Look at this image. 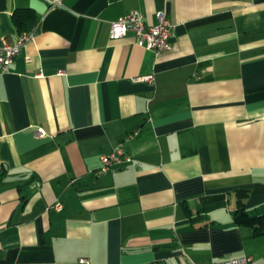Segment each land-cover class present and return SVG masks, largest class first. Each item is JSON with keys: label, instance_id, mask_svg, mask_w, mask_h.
I'll list each match as a JSON object with an SVG mask.
<instances>
[{"label": "crops", "instance_id": "0c3cea01", "mask_svg": "<svg viewBox=\"0 0 264 264\" xmlns=\"http://www.w3.org/2000/svg\"><path fill=\"white\" fill-rule=\"evenodd\" d=\"M26 7L0 71V264H264L231 215L237 189L264 205V0H0V41ZM132 10L165 13L169 50L110 38ZM118 145L133 160L98 172Z\"/></svg>", "mask_w": 264, "mask_h": 264}, {"label": "built area", "instance_id": "2783aa9c", "mask_svg": "<svg viewBox=\"0 0 264 264\" xmlns=\"http://www.w3.org/2000/svg\"><path fill=\"white\" fill-rule=\"evenodd\" d=\"M156 23L147 24L144 20V14L138 10L129 11L110 23V38L113 40L124 37L128 32H132L137 45L144 49L151 50L158 55L171 48L172 24L166 18L163 11L156 14ZM34 37V31H24L17 35L14 42H7L3 39L0 41V71H5L12 64L14 58L27 42ZM136 80L152 83L153 75L144 74L136 78ZM38 131L40 135L42 130ZM138 134V130H134L127 135L132 138ZM133 160L131 155L125 153L118 145L111 152L100 156V167L98 172H105L112 168L120 167L130 163ZM56 210L62 209V204L56 202L54 204ZM264 260V258H262ZM81 262H87L80 259ZM191 264H262L261 261L250 255H241L237 257L225 258L217 261H207Z\"/></svg>", "mask_w": 264, "mask_h": 264}, {"label": "trees", "instance_id": "16d2710c", "mask_svg": "<svg viewBox=\"0 0 264 264\" xmlns=\"http://www.w3.org/2000/svg\"><path fill=\"white\" fill-rule=\"evenodd\" d=\"M11 19L18 34L32 29L38 21L34 10L30 7L16 9ZM236 196L239 205L231 213L232 224L250 228L255 236L264 235V205L248 210L245 206V200L248 197L246 189H237Z\"/></svg>", "mask_w": 264, "mask_h": 264}]
</instances>
